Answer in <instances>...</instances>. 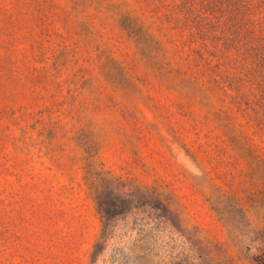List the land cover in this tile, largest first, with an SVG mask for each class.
Masks as SVG:
<instances>
[{
    "label": "rangeland",
    "instance_id": "1",
    "mask_svg": "<svg viewBox=\"0 0 264 264\" xmlns=\"http://www.w3.org/2000/svg\"><path fill=\"white\" fill-rule=\"evenodd\" d=\"M233 4L0 0V264H264V99L183 44Z\"/></svg>",
    "mask_w": 264,
    "mask_h": 264
},
{
    "label": "trees",
    "instance_id": "2",
    "mask_svg": "<svg viewBox=\"0 0 264 264\" xmlns=\"http://www.w3.org/2000/svg\"><path fill=\"white\" fill-rule=\"evenodd\" d=\"M252 5L261 6L263 2L234 0L236 26H233L232 31L221 44L214 37L212 25L207 21V15L203 10L195 15L196 19L189 21L188 27L193 28V32L191 37L183 41V44L188 41L189 51L195 55L193 58L197 61L209 63L208 60L211 59L209 55L224 56L228 71L225 78L229 81L225 83L224 79L220 80L216 77L214 80L222 88L234 89L233 92H227V95L239 109H243V104H250L248 101L257 105V100L259 101L257 94L261 100L264 99V23L260 19L249 21L244 18V14L251 10ZM190 6L193 11L194 7ZM186 25L185 22L181 24L184 28ZM190 42H198L199 46L191 45ZM255 105L251 108L258 112ZM249 120L250 118L247 117V121Z\"/></svg>",
    "mask_w": 264,
    "mask_h": 264
}]
</instances>
